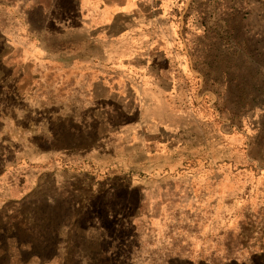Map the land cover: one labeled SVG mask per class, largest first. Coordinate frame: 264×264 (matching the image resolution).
<instances>
[{
    "label": "rangeland",
    "instance_id": "1",
    "mask_svg": "<svg viewBox=\"0 0 264 264\" xmlns=\"http://www.w3.org/2000/svg\"><path fill=\"white\" fill-rule=\"evenodd\" d=\"M182 261L264 264V0H0V264Z\"/></svg>",
    "mask_w": 264,
    "mask_h": 264
},
{
    "label": "trees",
    "instance_id": "2",
    "mask_svg": "<svg viewBox=\"0 0 264 264\" xmlns=\"http://www.w3.org/2000/svg\"><path fill=\"white\" fill-rule=\"evenodd\" d=\"M176 264H190V263L187 261H182V262H176ZM228 264H240V263H237L236 261H231Z\"/></svg>",
    "mask_w": 264,
    "mask_h": 264
},
{
    "label": "crops",
    "instance_id": "3",
    "mask_svg": "<svg viewBox=\"0 0 264 264\" xmlns=\"http://www.w3.org/2000/svg\"><path fill=\"white\" fill-rule=\"evenodd\" d=\"M94 2V0H92ZM100 2V0H97V3ZM99 5V4H98ZM101 9V7L97 8V12ZM101 16H103V14L101 13Z\"/></svg>",
    "mask_w": 264,
    "mask_h": 264
}]
</instances>
